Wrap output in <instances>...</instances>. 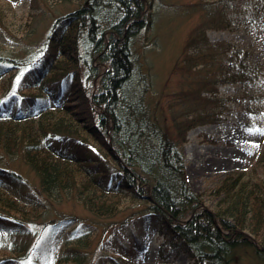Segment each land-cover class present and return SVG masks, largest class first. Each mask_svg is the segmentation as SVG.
Masks as SVG:
<instances>
[{
    "label": "trees",
    "instance_id": "obj_1",
    "mask_svg": "<svg viewBox=\"0 0 264 264\" xmlns=\"http://www.w3.org/2000/svg\"><path fill=\"white\" fill-rule=\"evenodd\" d=\"M146 2L53 0L77 4L24 59L0 57V264H28L42 252L53 264H142L150 233L162 238L160 255L182 252L191 264H239L244 256L264 264L263 181L227 177L206 192L219 200L206 208L186 179L182 151L189 129L222 121L228 100L218 86L253 82L257 91L244 93L249 110L258 116L264 107V63L252 66L248 52L206 36L255 20L264 0L209 4L184 46L183 63L202 73L192 103L171 112L172 133L131 82L132 42L150 23ZM262 162L264 150L256 166ZM66 202L101 221L99 232L59 213ZM136 221L146 223L142 234L122 238L120 227Z\"/></svg>",
    "mask_w": 264,
    "mask_h": 264
},
{
    "label": "rangeland",
    "instance_id": "obj_2",
    "mask_svg": "<svg viewBox=\"0 0 264 264\" xmlns=\"http://www.w3.org/2000/svg\"><path fill=\"white\" fill-rule=\"evenodd\" d=\"M214 1L147 0L150 23L133 39L131 82L136 97L163 119L169 133L173 132L174 114L171 112L179 113L180 109H187L192 103L193 92L197 89L194 82L202 73L183 63L185 43ZM76 4L53 3V0H0V57L24 59L44 38L55 17L73 10ZM206 36L211 42H228L248 52L252 66L264 63V12L255 20L233 24L229 29H209ZM186 50L189 56L192 55L191 48ZM5 66L10 68L9 64ZM3 76H0V93L1 82L6 75ZM258 88L253 82L246 86L230 83L218 86V96L228 100L222 121L197 125L185 135L182 151L186 179L191 190L202 196L206 208H213L219 202L217 197L212 198L206 192L227 177L245 174L242 176L250 180L249 186L257 179L264 183V167H257L255 163L264 150V107L258 116L252 114L250 101L244 98V93L253 94ZM244 123L250 125L241 127ZM19 171L31 184L34 183V176L24 166L19 167ZM56 210L74 214L80 222L84 221L82 227L85 229L98 232L101 229V221L90 217L79 204L62 203ZM140 224V221L128 226L123 224L121 237L140 236L146 223ZM67 226L64 223L57 228L52 236L53 247L63 241ZM4 236L3 228H0V246ZM146 242L142 264H160L161 261H165L163 264H191L182 252L168 249V254L160 255L162 238L156 234L150 233ZM4 254L0 248V260ZM30 255L33 257L35 254ZM31 257L28 264H32L34 259L38 260L36 264H48L44 252L33 260ZM251 258L244 256L239 264H259Z\"/></svg>",
    "mask_w": 264,
    "mask_h": 264
}]
</instances>
